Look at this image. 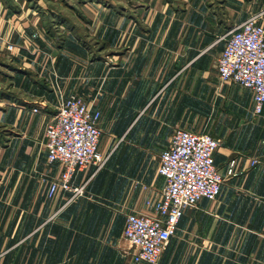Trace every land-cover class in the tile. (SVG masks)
Listing matches in <instances>:
<instances>
[{"label": "crops", "instance_id": "obj_1", "mask_svg": "<svg viewBox=\"0 0 264 264\" xmlns=\"http://www.w3.org/2000/svg\"><path fill=\"white\" fill-rule=\"evenodd\" d=\"M60 2L0 0V264H134L126 218L161 197L176 129L219 141L225 181L185 212L159 264H264V108L217 67L223 37L264 0ZM71 96L100 114L109 159L77 172L86 195L67 203L49 198L62 167L45 134Z\"/></svg>", "mask_w": 264, "mask_h": 264}, {"label": "built area", "instance_id": "obj_2", "mask_svg": "<svg viewBox=\"0 0 264 264\" xmlns=\"http://www.w3.org/2000/svg\"><path fill=\"white\" fill-rule=\"evenodd\" d=\"M223 39L226 45L218 59L219 79L251 90L253 113L258 117L264 108V11L251 15ZM99 120L100 114H93L83 98L59 100L45 134L48 162L62 167L60 176L50 182V199L60 191L70 194L67 203L85 196L88 181L74 185L77 172L91 166L99 171L106 166L109 157L99 149ZM218 148L219 141L209 135L174 131L169 147L160 156L158 173L165 179L161 197L147 202L151 213L126 218L123 236L134 264H159L185 212L197 208L202 200L219 198L225 179L215 165Z\"/></svg>", "mask_w": 264, "mask_h": 264}, {"label": "rangeland", "instance_id": "obj_3", "mask_svg": "<svg viewBox=\"0 0 264 264\" xmlns=\"http://www.w3.org/2000/svg\"><path fill=\"white\" fill-rule=\"evenodd\" d=\"M112 1L115 2V3H119L117 8H120L121 10L123 9V0H112ZM81 3H82V0H80V1H77V0H67V2L64 1V0H62V2H60V6L63 9H65L66 11H69L68 9L74 8V7H71L73 4L75 6V4L79 5ZM54 20L57 21V22L60 21L59 18L58 19H54ZM65 20H66V18H65ZM72 21H74V19ZM72 21H70V22H72Z\"/></svg>", "mask_w": 264, "mask_h": 264}]
</instances>
